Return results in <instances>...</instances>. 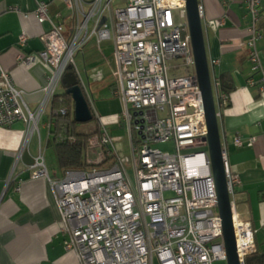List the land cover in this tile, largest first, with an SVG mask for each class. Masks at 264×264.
Here are the masks:
<instances>
[{
	"label": "built area",
	"instance_id": "built-area-1",
	"mask_svg": "<svg viewBox=\"0 0 264 264\" xmlns=\"http://www.w3.org/2000/svg\"><path fill=\"white\" fill-rule=\"evenodd\" d=\"M59 1L71 11L70 30L65 31L63 24L49 19L47 3L37 2L32 12L34 19L39 24L50 23V29L40 36L43 50L16 58L17 64L25 67L40 62L48 68L44 97L34 110L29 109L23 92L0 65V127L22 121L28 134L37 131L40 118L63 91V76L68 69H75V56L91 40L97 45L111 40L116 83L113 93L123 105L115 123L128 131L133 171L130 176L96 113L91 94L83 86L85 100L97 121V131L85 147L86 167L64 170L62 178L55 179L48 174L41 154L29 167L31 179H45L51 188L65 250L73 252L79 264L226 261L185 0H128L119 9L113 8V0ZM227 2H238L246 11L249 25L245 46L250 70L262 73L264 83L256 47L263 35L259 26L260 0ZM198 14L202 21L204 8L199 3ZM224 19L225 15L219 20L220 26ZM26 41L22 33L18 47L23 48ZM249 83L253 84L252 80ZM213 85L218 89L217 82L212 88ZM217 102L225 105L227 97L220 93ZM71 110L73 114V106ZM49 115L47 128L52 135L53 115L65 116L67 110L49 108ZM62 136L60 132L57 138ZM168 142L174 144V154L153 148L154 144ZM233 143L242 146L238 137ZM91 149L97 150L93 162L88 159ZM221 159L231 199L240 182L222 145ZM231 213L238 262L245 264V259L256 253L255 231L236 219L232 201Z\"/></svg>",
	"mask_w": 264,
	"mask_h": 264
},
{
	"label": "crops",
	"instance_id": "crops-1",
	"mask_svg": "<svg viewBox=\"0 0 264 264\" xmlns=\"http://www.w3.org/2000/svg\"><path fill=\"white\" fill-rule=\"evenodd\" d=\"M37 2L47 3L49 19L63 24L65 31L70 30L71 11L59 0H0V65L9 73L14 86L23 92L24 101L31 110L44 97L49 70L40 62L29 67L19 65L16 58L43 50L40 36L50 29V23L39 24L34 19L32 12ZM127 2L124 0L121 8ZM198 2L204 8L201 24L211 82L219 83L223 74L232 80L233 89L226 93L225 105L217 102L222 92L219 87H213L221 145L226 148L231 169L240 182L231 198L234 214L238 221L248 223L255 231L256 253L247 257L249 264H264V89H261L264 83L262 73L250 70L245 46L249 18L238 2ZM21 13L28 16L23 17ZM224 15L220 26L219 20ZM259 26L263 35L256 47L264 71V0H260ZM22 33L27 41L20 49L17 43ZM211 61L217 64L212 66ZM74 63L75 69L66 73L75 76L82 93L84 86L94 93L110 91L113 98L117 97L113 93L116 83L111 40L98 45L91 40L76 55ZM60 87L65 89L62 82ZM108 99L105 102H109ZM52 102L40 118L37 131L31 134L22 121L0 127V264H79L74 253L63 246L65 236L59 232L60 215L49 184L45 179L30 178L29 167L39 154L44 158L50 177L60 179L63 176L64 170L57 164L52 135L47 128ZM118 115L115 114V118ZM95 125L96 120L78 130L88 133ZM236 137L240 138L241 147L234 145ZM48 154L53 161L46 160Z\"/></svg>",
	"mask_w": 264,
	"mask_h": 264
},
{
	"label": "water",
	"instance_id": "water-1",
	"mask_svg": "<svg viewBox=\"0 0 264 264\" xmlns=\"http://www.w3.org/2000/svg\"><path fill=\"white\" fill-rule=\"evenodd\" d=\"M198 0H185L186 20L191 38V49L194 59L195 73L203 103L206 128L207 147L210 167L217 196V209L221 219L223 242L227 264H239L232 226L231 199L227 192L226 180L221 159V140L218 129L215 99L213 95L211 76L205 52L203 29L198 14ZM105 21L101 20L100 25ZM66 93L73 102V118L77 124L92 122V115L85 97L72 73H66L62 78ZM26 156H24V159Z\"/></svg>",
	"mask_w": 264,
	"mask_h": 264
},
{
	"label": "trees",
	"instance_id": "trees-1",
	"mask_svg": "<svg viewBox=\"0 0 264 264\" xmlns=\"http://www.w3.org/2000/svg\"><path fill=\"white\" fill-rule=\"evenodd\" d=\"M69 70L72 69H68V71ZM218 87L222 92L221 94L226 96V93H229V91L233 89L231 78L225 74L221 75L219 78ZM72 105V99L64 89L58 95V97L54 98L51 106L53 111L61 107L67 110V115L65 116L53 115L55 128L51 131V143L55 150L57 164L59 168L63 170L80 169L86 167L84 161V152L86 143L92 136V134L82 133L78 130L82 124H77L74 121L71 110ZM94 120V117H92V122ZM60 132H62L63 136L58 139L57 137ZM247 259L248 258L245 259V264L250 263V260Z\"/></svg>",
	"mask_w": 264,
	"mask_h": 264
},
{
	"label": "rangeland",
	"instance_id": "rangeland-1",
	"mask_svg": "<svg viewBox=\"0 0 264 264\" xmlns=\"http://www.w3.org/2000/svg\"><path fill=\"white\" fill-rule=\"evenodd\" d=\"M123 1L124 0H114L113 8L114 9L121 8ZM180 22H183V21L180 20ZM90 42L91 41H89L88 43ZM75 60H76V56L74 58V61ZM76 62H78V60ZM170 65H172V62L170 63ZM212 89H213V95L215 97L216 96L215 88L213 87ZM88 90H90L89 93L92 96L93 106L98 113L97 115H99L106 122L105 124L106 128L114 140L115 147L118 151L121 161L123 162L128 174L130 176H133L128 131L126 128H122L121 125L115 123V114L119 113V115H121L123 111V105H122V101L120 97L113 98L112 93L110 91L109 92L107 91L108 93L101 92L99 94V93H94L92 89H88ZM107 94L111 95V98ZM107 99L109 100V102H105V100ZM91 123H87L84 125H88ZM96 131H97V125H95L92 130L88 131V133L94 134ZM153 148L161 152H165V153H170V154L175 153L174 144L171 142H168L165 144H160V143L154 144ZM88 159L92 162L97 159L96 149H91L88 151ZM46 160H48V162L49 160L53 161V158H51V155L48 154ZM213 264H227V262L226 261H215Z\"/></svg>",
	"mask_w": 264,
	"mask_h": 264
}]
</instances>
